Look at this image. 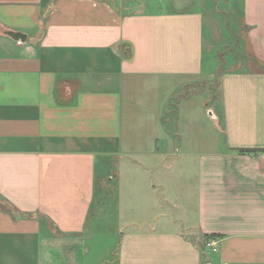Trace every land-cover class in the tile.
I'll return each instance as SVG.
<instances>
[{"label":"crops","instance_id":"0c3cea01","mask_svg":"<svg viewBox=\"0 0 264 264\" xmlns=\"http://www.w3.org/2000/svg\"><path fill=\"white\" fill-rule=\"evenodd\" d=\"M210 1L0 0V264H88L100 160L161 174L159 208L156 188L194 200L197 236L159 210L173 228L122 232L113 264H264V0L229 3L223 69Z\"/></svg>","mask_w":264,"mask_h":264},{"label":"rangeland","instance_id":"374dc122","mask_svg":"<svg viewBox=\"0 0 264 264\" xmlns=\"http://www.w3.org/2000/svg\"><path fill=\"white\" fill-rule=\"evenodd\" d=\"M144 1L147 3V7L150 8L156 0ZM230 2L232 0H211L210 5L206 6V13H204L206 20L204 32L207 40L206 55L211 56L206 57V60L208 62L213 61L214 65L220 69L231 66L235 62L237 54L241 53L239 46H237L238 41L242 39L243 32L240 21L241 12L239 14L235 10L234 13L229 6ZM208 12L213 13V17L217 21L216 30L210 25L209 17L211 16ZM212 49L213 51L210 52ZM140 161H144L145 167L153 168V170L160 166H157L153 159L142 158ZM168 161L169 164H174L173 159L164 160L165 163ZM160 163H163V159ZM181 163L180 161L174 165L180 166ZM121 165L123 163H116L115 161H108L107 163H105V160L97 161L96 177L98 179L105 178L100 179L99 185L102 187L96 191L93 215L88 218L86 224L89 233L85 245L88 250V253H86L88 264H93L94 261L95 263L97 261V264L115 263L120 235L128 229L138 228L142 225L145 227L173 228L170 222L163 221L164 217L158 216L159 210L162 214L171 217L174 225L182 228L188 236H197L194 231L190 230L191 225H194L193 220L187 219V208L189 209V207L186 205L187 203L192 204L193 198L187 199L184 194L178 193L179 191L177 193L175 191L177 197H174L172 193L157 191L156 188V200L159 201L161 207L159 208L158 203L152 201L155 198L152 195V189L146 191L148 189L146 186L147 183L149 185L155 184L154 182L158 180L161 174L159 175L155 171L147 173L143 168L139 172L136 168H133L134 173L131 174L129 170H121ZM118 167L120 173L113 174ZM112 174L114 178L110 179L111 176L109 175ZM189 183L185 185H190ZM183 189L184 193L185 188ZM171 200H174L173 202L176 205L171 203ZM154 205L157 207H154Z\"/></svg>","mask_w":264,"mask_h":264},{"label":"water","instance_id":"95a60500","mask_svg":"<svg viewBox=\"0 0 264 264\" xmlns=\"http://www.w3.org/2000/svg\"><path fill=\"white\" fill-rule=\"evenodd\" d=\"M8 35L15 40H25V34L17 31H8Z\"/></svg>","mask_w":264,"mask_h":264},{"label":"trees","instance_id":"16d2710c","mask_svg":"<svg viewBox=\"0 0 264 264\" xmlns=\"http://www.w3.org/2000/svg\"><path fill=\"white\" fill-rule=\"evenodd\" d=\"M240 152H244V151H240ZM246 152H248V151H246ZM211 236H209V235H207V236H205V239H204V241H203V246L206 244V242H207V240L210 238Z\"/></svg>","mask_w":264,"mask_h":264},{"label":"built area","instance_id":"2783aa9c","mask_svg":"<svg viewBox=\"0 0 264 264\" xmlns=\"http://www.w3.org/2000/svg\"><path fill=\"white\" fill-rule=\"evenodd\" d=\"M207 244L211 246L212 245V242H208ZM213 249L215 250V247H213Z\"/></svg>","mask_w":264,"mask_h":264}]
</instances>
